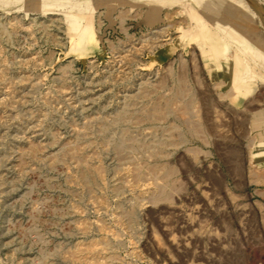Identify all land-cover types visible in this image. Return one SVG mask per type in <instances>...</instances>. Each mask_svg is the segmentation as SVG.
<instances>
[{
    "label": "rangeland",
    "instance_id": "rangeland-1",
    "mask_svg": "<svg viewBox=\"0 0 264 264\" xmlns=\"http://www.w3.org/2000/svg\"><path fill=\"white\" fill-rule=\"evenodd\" d=\"M210 1L215 12L207 14L200 8L197 12L205 16L212 28L223 33L211 22L214 16L218 17L224 23L238 26L264 48V0ZM144 8L116 6L108 14L103 7L97 9L92 17L100 16L102 24L96 35L97 45L90 52L70 49L65 30L49 22L45 25L54 40L46 37L38 23L50 17L49 13L25 15L15 10L0 11V22L8 29L18 19L29 27L31 19L38 17L31 30H19L14 41L1 42L4 52L0 58L13 85L26 74L40 77L39 90H32L30 83L16 84L19 87L15 90L14 102L8 109L0 108V119L3 114L7 116L6 121L0 120L5 126L0 131V176L5 182L0 191V264H73L67 260L70 251L77 244L94 239L118 243L116 252L121 264H264V82L250 74L253 90L246 98L220 102L217 95L229 86L225 83L217 87L215 84H220L218 82L224 78L212 71L213 62L195 45L178 37L180 28L175 21L179 20V14L166 19L162 16L165 11L160 9L154 19V13ZM168 23L175 25L163 38L168 42L166 46L153 52L146 48L137 51L140 39ZM61 39L65 46L59 43ZM111 45L116 47L115 51L111 50ZM120 48L125 49L120 51ZM180 56L193 78L191 84L200 92L208 91L217 101V113L211 114L207 122L216 124L219 132L218 136L212 133L208 136L210 144L187 143L199 150L196 159L182 151L170 153L166 162L175 168L176 181L182 186L181 192L173 194L171 203L151 205L145 201L152 187L147 176L144 186L135 187L136 191L130 186V176H124L120 194L114 195L112 179L121 170L118 171L112 154L103 150L99 151V160L88 152L91 163L101 164L105 170L104 176L110 185L103 190L88 192L79 186L71 187L67 177L71 174L68 167H72L67 164L50 169L32 161L23 172L14 167L15 156L23 144H42L46 154L57 151L58 146L52 143L54 137L61 142L72 140L90 118L115 110L122 97L134 89L139 75L153 78L169 66L177 71ZM192 57L196 58L195 62ZM248 62L245 63L249 72L251 68L259 70L261 65ZM65 65L69 66V81L59 72ZM127 69L137 78L120 80L118 74ZM260 69L264 71L263 66ZM13 85L4 88L9 90ZM4 88L0 89V103L8 100ZM256 99L260 105L251 103ZM21 100L25 104L21 105ZM198 104L195 107L201 105ZM16 108L22 115L19 121L15 120L12 110ZM198 110L204 113L203 109ZM94 127L91 125L89 129L94 130ZM212 141L216 146L224 144L219 145L223 150H236L239 175L229 171L221 158V149L216 151ZM5 150L10 152L6 158L1 156ZM251 170L260 174L261 184L251 182ZM133 202L139 205L135 207L137 224L135 231H128L116 223L113 210L116 204L129 210ZM86 223L91 226L90 231L82 233L80 228Z\"/></svg>",
    "mask_w": 264,
    "mask_h": 264
},
{
    "label": "bare ground",
    "instance_id": "bare-ground-1",
    "mask_svg": "<svg viewBox=\"0 0 264 264\" xmlns=\"http://www.w3.org/2000/svg\"><path fill=\"white\" fill-rule=\"evenodd\" d=\"M116 6L120 8L125 6L130 9L135 7L138 10L146 7L147 9H144L154 13V19L157 13L160 12V9L165 11L162 16L166 19L169 18L168 16L172 17L174 13L179 14V20L175 21V23H177L176 26L180 28L178 37L183 40H188L190 42L188 44L192 46L195 45L202 55L208 56L209 60L213 62V67L209 68L217 74H222L224 78L218 82L220 84H215L217 87L222 84L225 85V83L229 86L224 93L217 95L220 102L225 99L237 102V98H246L253 90L249 80L250 74L256 77L258 81L264 82V71L262 72L260 69L261 66H263L264 70V48L257 39L244 34L238 26L236 27L234 24L229 25L228 23H224L223 20L218 17L214 16L211 22L215 23L216 28L219 29V31L222 30L223 33L220 31L222 33L220 34L212 28L209 24L210 22L205 19V16L197 12L199 8L203 9L207 14L215 12L214 6L210 0H0V11L3 10L5 13H9L10 10L22 12L25 13V15L27 13L42 15L49 13L48 15H50V17L38 23L39 28L43 30L45 36L54 40L53 36L48 31L47 25H45V23L49 22L59 27L62 31L65 30L69 39L70 49L83 52H90L92 47L97 45L96 35L99 34L102 20L100 16L92 17L94 12L103 7L107 14L112 13ZM19 20L20 19L10 25L11 29L6 28L0 22V55L4 52L3 47H1V42L5 43L12 41L16 32L19 30H28L29 28L31 30V28H33V23L36 20L38 21V17L31 19L29 27L26 26L28 28ZM174 25L175 24L172 25L168 23L154 30L152 29L148 35L142 36L143 38L140 39V48H138L139 50L137 51L146 48L153 52L166 46L168 42L164 41L163 38L167 36L168 30L171 31ZM59 43L65 46L62 39L59 40ZM118 45L121 44L119 43ZM110 48L113 51L116 49V47L112 45ZM122 49L120 48V51ZM137 51L135 55H137ZM192 58L195 59V62L196 58ZM249 60L255 64L261 65L259 70L251 68L252 72H249V67H247L245 63H249ZM2 62L4 61L0 58V68L2 66L1 64H3ZM177 63V71L173 70L172 66H169L164 73H156L153 78H145L139 75L137 82L135 81L133 84L134 89L129 91L130 93L127 92L128 94L122 97L115 110L103 113L105 115L100 114L95 118L92 117L90 121L86 119L88 124L83 126L74 137L72 136V140L61 142L57 139L58 137H54L52 143L58 146L57 151L46 154L44 153L42 144L39 145L38 143L34 144L32 142L23 144L22 149L18 148L19 151L15 156L14 167L16 166L15 168L23 172L31 166L32 161L36 163L40 162L50 169L67 164L72 167H68V169H71V174L67 177L71 187L73 186L74 188V186H76L78 188L79 186L81 189L88 192L95 189L103 190L104 188L106 189V186L109 187L110 185V183L107 184L105 179V170L101 164L94 165L95 163H91L90 154L88 153L91 152L97 158L100 153L99 151L103 150V153L109 152L112 154V157L119 167V169L117 168L118 171L121 170L118 172L119 174H116L117 176L112 179L113 182L111 181V191H113L114 195L120 194L124 176H130V186L134 187V189L139 185L144 186L143 183L147 176V178L152 181V187L148 189L145 201L151 205L171 203L173 201V194L181 192L182 186L176 181L175 168L166 162L170 153L182 151L184 154L190 155L191 159H196L199 150L187 146V143L199 141L203 144H210L211 141H209L210 139L208 136L211 133L214 134V136H218L217 134L219 132L216 124L207 122L208 118L212 116L211 114L217 113L215 111L217 101H215L208 91L200 92L194 84H191L193 78L190 77V73H188V69L186 68L187 64L183 57L180 56ZM2 67L3 70L0 72V89L10 84L13 85V82H10L12 79L10 78L9 81L8 73H6L8 72L6 71L7 67ZM68 70L69 66L65 65L60 67L59 72L62 77L67 78ZM28 72L29 71L26 73ZM132 76L136 77L130 74L128 69L118 74V77H121V79H119L123 81H129ZM35 77L36 75L32 76V74H26L24 77L18 78L16 84L20 86V84L24 85L25 83H30L32 90H36L40 87L38 81L40 77ZM67 80H70L69 77ZM64 81L67 82L66 80ZM120 83H122V81ZM16 84L10 87L9 90L4 88L7 91L6 95L8 100L5 99L7 101H2L0 103V108H2V110L5 108L8 109L7 107L11 106L10 104L14 102V93L19 87L18 85L16 87ZM34 94L36 95V93ZM24 99L25 98H22V100ZM257 99L256 101L252 100L251 103L258 102ZM198 103L201 104V107H195L196 104L199 105ZM23 104H25L24 101H22L21 105ZM257 104H259V102ZM24 106L26 107V105ZM195 108L203 109L204 113ZM28 109H30L29 106ZM12 110L15 114V120L19 121L20 116H22L20 115V111L17 108ZM200 112L203 115L200 114ZM6 119L7 116L3 114L0 120L3 122L6 121ZM2 122L0 121V131L4 126ZM39 123L41 124V122ZM91 125L95 126L94 130L89 129ZM144 130L148 132H144ZM212 144H214L216 150L220 148L219 145L221 143L216 146L214 141H212ZM220 149L221 158L228 166L229 171L235 176L239 175L241 169L236 160V154H238H235L236 150L234 151L233 148L232 150L229 148L230 151L223 150L222 148ZM9 153L5 150L1 156L6 158L9 156ZM67 165H65V167ZM249 179L255 184L262 183L260 174L258 175L254 170L249 172ZM68 183L66 184L69 185ZM4 185V179L0 176V191H3ZM148 186L150 187L151 185H147V187ZM137 203L138 202L134 203L129 210H125L119 204H116L115 210H113L116 214V223L128 231H135L134 229L136 228L137 213L135 207L139 206ZM86 224L80 225V230L82 229L83 231L80 232L84 233L90 231L88 229H90L91 226L88 224L90 226L88 227ZM101 228H103V226ZM113 236L117 235L113 234ZM117 244L109 240H101L98 242L95 241V239L80 243L77 244L72 252L69 250L70 253L67 256V260L73 264L77 262L78 264L79 262L93 264L92 261L97 264H101L102 261H104L105 264H121L120 260H118L119 258H117ZM99 260L101 261L99 262Z\"/></svg>",
    "mask_w": 264,
    "mask_h": 264
}]
</instances>
